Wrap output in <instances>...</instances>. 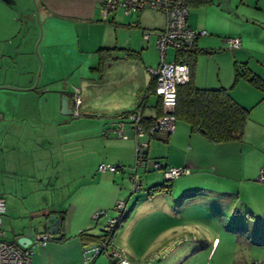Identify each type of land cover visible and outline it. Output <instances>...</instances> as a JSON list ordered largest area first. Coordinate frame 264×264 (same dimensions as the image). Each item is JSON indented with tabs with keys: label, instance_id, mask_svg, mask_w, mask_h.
Listing matches in <instances>:
<instances>
[{
	"label": "crops",
	"instance_id": "obj_1",
	"mask_svg": "<svg viewBox=\"0 0 264 264\" xmlns=\"http://www.w3.org/2000/svg\"><path fill=\"white\" fill-rule=\"evenodd\" d=\"M15 1L0 0V196L5 199V214L8 212L10 215L16 214L15 212L20 214V210L14 205L17 180L20 182L21 193L28 189L25 182L29 178L41 176L40 181L44 183V187L54 189L57 182H67L69 176L73 179L83 174L87 161L82 155L69 156L67 135L61 136L67 132L69 125L78 128L76 133L79 130L82 133L83 128L90 127L88 130L99 132L107 138L109 134H113L111 130L117 120L129 112L141 110L143 119L159 117L156 107L158 98L150 90L153 79L147 72L148 68L156 67L159 62L156 36L149 35L144 40L143 34L158 32L165 22L163 14L152 9L125 15L117 8L103 19V0H36L42 28V36L36 46L38 62L34 51L38 36L35 18L29 13V8L26 9L22 4V0ZM213 2L214 0L212 4ZM214 9L221 12L219 8ZM189 11L190 9L187 22L191 28L209 30L208 35L196 41V51L199 52L193 61L194 86L208 90L225 89L236 103L249 109V119L240 141L212 143L201 133H190L187 124V128L177 125L179 121L175 122L172 133L159 132L150 138L149 141L155 139L163 143L160 146L163 149L161 161L159 157L153 160H159L167 167L189 170L188 174L170 181L169 192L154 194L162 195L165 202L163 207L157 209L156 217L153 219V215H146L141 218L142 222L151 223L164 232L169 230L167 237H175L167 240L160 236L162 232H158V235L130 242L134 248H127V253L123 247H116L114 240L118 234L117 229L111 243L132 262L139 264L148 255H158L165 246H172L179 236H184L182 240L186 241V224L195 225V222L211 215L224 217L221 208L231 195L237 198L235 201L232 199L231 208L239 202V207L236 206L239 211H234L240 218L239 223L260 228V231H250L242 224L236 227L235 233L252 240L254 247L250 251L249 261L244 264H250L254 260L264 264V247L257 246L264 245V183L257 181L259 171L264 167V90L255 88L244 80L234 82L235 70L241 65H245L264 81V0H252L251 3L240 0L237 34L234 30L225 31L205 23L202 25L197 17L189 18ZM228 37H239L240 48L228 50L225 44ZM100 49L113 51L101 59L98 53ZM171 51L174 60L175 54ZM77 87L83 91L80 107L83 111L80 116L71 114L72 120H68L67 116L58 112L53 120L55 126H52V111L48 113V124L44 121L36 123L31 119L41 115L36 104L42 94L49 95V100L53 94H59V100L67 97L72 110V92ZM33 125L41 127L40 133L48 134L51 129L60 137V141L55 144L60 151L58 156L40 158L36 165L29 155L38 148L21 146L22 137L32 131ZM124 128L128 139L106 141L108 152L95 161L97 168L105 162H124L131 165L124 166L121 172L130 173L134 139L127 121H123ZM149 141L147 153L150 157ZM45 145L47 147L51 143L43 142L39 149L44 150ZM139 173L147 189L164 182L161 173L145 172L143 168H139ZM227 183L236 184L237 195L235 191L224 188ZM51 194L53 200L46 204L43 201L36 202V209L26 204L30 214L46 210V215H55L56 219L61 220L60 225L62 224V228L59 225L60 238L53 236L44 246L36 247L31 264H107L106 256L89 263L82 259L83 251L96 245L100 235L92 230L89 219L96 212L89 204L92 197H87L88 203L85 206L84 200H79L78 205L74 194L61 201L56 200L57 196L53 192ZM66 204L68 208L65 207ZM62 211H65L63 219L60 218ZM124 222L125 220L122 223ZM122 229L121 232L124 231ZM83 231L87 233L83 237L79 236ZM2 232L6 239L4 231ZM41 232H48V229L44 228L36 233ZM26 233H17L15 237L6 240L19 246L17 239ZM202 235L206 236V232ZM216 241L217 238L212 240L210 250L215 247ZM157 259L152 262L158 261Z\"/></svg>",
	"mask_w": 264,
	"mask_h": 264
},
{
	"label": "rangeland",
	"instance_id": "obj_2",
	"mask_svg": "<svg viewBox=\"0 0 264 264\" xmlns=\"http://www.w3.org/2000/svg\"><path fill=\"white\" fill-rule=\"evenodd\" d=\"M12 1L14 3L16 2L15 0H10V2ZM247 1L250 3L252 2V0ZM239 2L240 0H214L213 4L211 5L190 9L189 18L195 16L199 19V22L202 25L205 23L208 26H217L218 29L225 31L234 30L235 34H237L239 33ZM23 3L26 9L29 8V13L33 14L37 25L36 27L34 26L36 33H38L37 40L34 44V51L39 62V57L36 53V46L40 40V37L42 36V28L37 15L38 10L36 6V0H22V4ZM214 8H219L221 12L219 13ZM25 12L27 13L28 11ZM205 30L208 35L209 30ZM167 54L168 61H171L173 52L168 50ZM37 75L38 73L36 76ZM58 95L53 94L50 96L49 100V95L42 94L40 97L41 99L36 104V108L39 110L41 115L40 117L35 116L31 119L36 121V123H42L43 121L47 123V121H50L48 113L52 111V126H55L53 120L56 118V114H58V112L61 114L60 110L58 111V102L60 105ZM89 98L90 97L88 96L87 99ZM82 111L83 110L81 109L79 110L80 115ZM63 116H67L68 120H72L70 115ZM119 119L117 121H119ZM178 124L187 128L185 123L179 121L177 125ZM87 125H90V122H87ZM33 126L34 127H32V131H29L26 136L22 137L21 139L22 147L26 145L29 147L35 146L36 149L38 148L33 152V154L29 155L32 163H35L34 165H36L40 162V158H48L51 157V155L52 157H57L60 151L56 148L55 144L60 141L59 135L53 132L51 129L49 130L50 132L48 134L44 132L40 133L39 131H41V127L36 125ZM89 128L90 127L83 128L84 131L82 133H79L80 130L78 133H76L75 130L78 128L76 126L69 125L67 132L61 134L62 137L67 135L66 142L68 147V155H82L84 160L87 161L83 167L82 175L73 179L71 176H69L67 182H57V187L54 189H47L46 186L44 187V183L40 181L41 176L29 178V181L25 182L26 186L28 185V189L26 192L22 191L21 193L19 188L20 182L16 179L17 183L15 182L14 188V191H16L14 195V205L20 210V214H17L19 212L15 211L14 212L16 214L11 215L8 212H6V214L4 213V217L2 219V231H4L6 239L9 240L15 237L14 235L17 233L23 231L28 232L30 230L32 233H36L45 228L44 215L47 214L45 213L46 210H38L35 211L34 214H30L29 210L26 208V204L30 205L32 208H35L36 202L39 203L43 201V203L46 204L53 200V194H51L52 192L54 193V196H57V201L58 199L60 201L63 199L67 200L71 194L76 192L74 195L77 197L76 201L78 202V205L79 200H84L86 202L85 206L88 203L87 197H92L89 202L90 206L94 207L96 212L105 211V215L102 216L97 223H95L93 220V215L96 212L93 213L89 218L92 225V230L97 231L98 233H100L101 225L105 223L108 218L117 216V213L113 209L115 202L117 200H126L127 203L123 213V216H126L125 222L122 223L120 228H118V234L116 235L114 241L116 247H123V249H126L127 253V248L129 250L134 248V246L131 244L132 242L135 243V240H144L146 239V236H152L154 234L158 235V232H162L160 236L166 237L167 240L174 238L175 236L167 237L169 230L164 232L162 229L155 228V225L151 223H144L141 221V218L146 215H153V219L156 217L157 209L165 205L163 200L164 197L162 195H154L153 197L147 196V188L143 183L141 185L140 191L130 194L131 188L130 182L128 180V171L119 173H102L97 170V163H95V161L102 158L105 154H107L106 152H108V148L105 146L106 141L117 140V138L114 136V134H109L107 138L103 137L101 136V133L93 132L91 129L88 130ZM123 130H125V128ZM43 142H50L51 145H47V147L45 145V149L41 150L39 148ZM149 142L152 156L148 157L150 159H158L159 157V160L161 161L160 157L161 153H163V149L161 150L160 146L163 143L155 139H151ZM120 163H122L125 167L131 165L124 162ZM157 173L161 175L160 172H154V174ZM224 188L235 191L234 193L237 195L236 190L238 187L235 183H227V186ZM113 198L115 200L111 202V199ZM229 198L230 199H227L221 208L223 210L224 217L220 218L211 215L200 219L198 222H195V225L186 224L184 226L188 234V236L185 238L186 241L182 240L184 236L175 238V243L172 246L168 245L163 248V257H159L157 259L158 261L152 262L150 264H244L246 261H249V258L251 257L250 251L254 248L252 247V240L249 241L247 238L238 236L237 233H235L237 230L236 227H238L239 224H242L243 226H246L247 229H250V231H260V228L259 226H249L242 222L239 223L240 218L237 216L238 214L234 212L239 211L238 208H236V206L239 207V202L235 203V206L231 208L232 199L234 198L233 200L235 201L237 198L235 196L232 197L231 195H229ZM169 203L172 204L171 201H169ZM67 205L68 204L65 206L66 208H68ZM123 226H125L124 229H122ZM121 229L124 231L121 232ZM204 231L206 232V236L202 235ZM228 231H231L232 233L229 234ZM214 238H217V241L215 243V247L210 250L211 243ZM257 246L264 247V245L260 244ZM209 250L210 253L208 255L207 253ZM102 256L105 255H100L96 259H104Z\"/></svg>",
	"mask_w": 264,
	"mask_h": 264
},
{
	"label": "built area",
	"instance_id": "obj_3",
	"mask_svg": "<svg viewBox=\"0 0 264 264\" xmlns=\"http://www.w3.org/2000/svg\"><path fill=\"white\" fill-rule=\"evenodd\" d=\"M121 9L125 15H131L144 9H152L161 12L164 16V27L158 32H145L143 39L147 40L149 35L156 36V47L158 50L159 62L154 68H148L147 72L155 82L154 94L161 101L162 114L155 119L149 134L159 132L172 133L175 129L174 109L176 105V89L189 81L188 65L184 61H178L180 55L189 54L196 50L198 38L206 36V30H196L188 25V8L185 0H103L102 18L106 19L109 12ZM228 50L234 51L240 48L241 40L239 37H228L225 39ZM174 51V60H167V50ZM82 88L73 89L71 104L72 115L80 116L79 110L82 103ZM123 120L131 126L134 139V158L133 164L128 175L131 193H136L141 188L142 177L139 168L145 172H160L164 180L172 181L175 178L188 174L189 170L184 168L167 167L159 161L148 157V136L142 127L141 110L129 112L120 117L112 128L114 136L121 140H127L128 136L123 130ZM106 132L103 133L105 135ZM122 163H101L98 165L99 172L119 173L124 170ZM259 183H264V167L259 171L257 177ZM127 201L117 200L114 205L116 217L108 218L101 225L100 238L96 245L84 250L82 259L89 263L100 255H105L108 264H137L132 262L128 256L120 249L115 248L111 243V238L115 233L118 219L123 216ZM5 199L0 196V264H31V259L36 247H42L53 238L49 232L34 234L33 239L26 247L16 246L4 238L2 232V219L5 213ZM105 211L96 212L93 220L97 223ZM163 252L158 255L150 254L139 264H149L156 258L163 257ZM251 264H260L259 260Z\"/></svg>",
	"mask_w": 264,
	"mask_h": 264
},
{
	"label": "trees",
	"instance_id": "obj_4",
	"mask_svg": "<svg viewBox=\"0 0 264 264\" xmlns=\"http://www.w3.org/2000/svg\"><path fill=\"white\" fill-rule=\"evenodd\" d=\"M185 3L188 9H193L211 5L212 0H185ZM110 51H113V49H100L98 53L102 59L110 55ZM198 52L195 50L189 54L180 55L177 59L178 61L187 63L189 81L184 85L178 86L176 89L175 120L187 124L190 133H201L212 143L240 141L243 136L245 124L249 119V109L236 103L225 89L208 90L199 89L194 86L192 82L193 61L194 56ZM128 55H131V53H128ZM239 80H244L253 87L264 90V81L254 75L245 65H241L235 70L234 82L236 83ZM154 86L155 82L152 80L150 90H152L151 92L153 94ZM156 107L158 108V115L160 116L161 101L159 98L157 99ZM154 121L155 118H142V126L148 139L155 137L157 134H149V130ZM170 185L169 180H164L163 184L148 188L146 194L147 196H152L156 193L169 192ZM64 215L65 211H62L60 218L63 219ZM125 217L121 216L118 219L115 231L118 229V226L120 227ZM60 227L62 228V224ZM86 233L87 231L80 232L79 236L83 237ZM99 238L100 235L97 239L99 240Z\"/></svg>",
	"mask_w": 264,
	"mask_h": 264
},
{
	"label": "water",
	"instance_id": "obj_5",
	"mask_svg": "<svg viewBox=\"0 0 264 264\" xmlns=\"http://www.w3.org/2000/svg\"><path fill=\"white\" fill-rule=\"evenodd\" d=\"M60 112L63 115H71L72 110L69 104V99L67 97H62L60 100ZM45 224L44 227L48 229V232L55 236L57 239L60 238L59 225L61 220L56 219L55 215H44ZM34 233L30 230L22 237L17 239V244L21 247H26L30 244L31 239H33Z\"/></svg>",
	"mask_w": 264,
	"mask_h": 264
}]
</instances>
